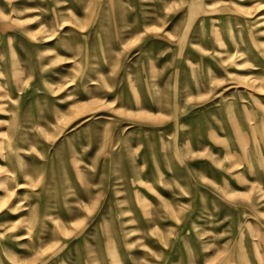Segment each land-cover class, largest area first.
<instances>
[{
    "label": "rangeland",
    "instance_id": "374dc122",
    "mask_svg": "<svg viewBox=\"0 0 264 264\" xmlns=\"http://www.w3.org/2000/svg\"><path fill=\"white\" fill-rule=\"evenodd\" d=\"M0 264H264V0H0Z\"/></svg>",
    "mask_w": 264,
    "mask_h": 264
}]
</instances>
